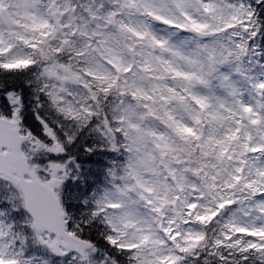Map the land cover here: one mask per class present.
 Instances as JSON below:
<instances>
[{"label": "snow or ice", "instance_id": "obj_1", "mask_svg": "<svg viewBox=\"0 0 264 264\" xmlns=\"http://www.w3.org/2000/svg\"><path fill=\"white\" fill-rule=\"evenodd\" d=\"M0 264H264V0H0Z\"/></svg>", "mask_w": 264, "mask_h": 264}, {"label": "trees", "instance_id": "obj_2", "mask_svg": "<svg viewBox=\"0 0 264 264\" xmlns=\"http://www.w3.org/2000/svg\"><path fill=\"white\" fill-rule=\"evenodd\" d=\"M29 123L32 125V127L34 129H37L39 127L38 125V122L35 121V119L33 117H31V115H29ZM104 155V152H98L96 155H92V156H89V155H81L79 157L80 161L83 162V170L84 171H90L93 175H102V171H97L96 169H93L92 166H95L94 163L96 165H98L99 168L104 167L106 166V164L104 163V161L101 160V158L103 157ZM103 165V166H102ZM97 181H102L101 178L98 179ZM90 182V181H89ZM91 183V182H90ZM81 188H84L85 185L83 183H81Z\"/></svg>", "mask_w": 264, "mask_h": 264}, {"label": "rangeland", "instance_id": "obj_3", "mask_svg": "<svg viewBox=\"0 0 264 264\" xmlns=\"http://www.w3.org/2000/svg\"><path fill=\"white\" fill-rule=\"evenodd\" d=\"M255 75H257V76L260 75L259 70H257V71L255 72ZM113 155H114V154H112V153H105V152H104V155H103V157L101 158V160L104 161V163L107 165V164L111 161V159L113 158ZM94 165H95V166H92L93 169H96L97 171H101V170H103V167L99 168L98 165H96L95 163H94ZM102 166H103V165H102ZM102 173H103V171H102ZM100 178H101V180L103 181V179H104L103 174H102V175H98V177H97L96 174L93 175V174L91 173V174L88 176V179H89V181H90L91 183H99V182H101V181H97V180L100 179Z\"/></svg>", "mask_w": 264, "mask_h": 264}]
</instances>
